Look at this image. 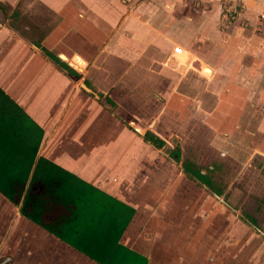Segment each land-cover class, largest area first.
<instances>
[{
    "label": "crops",
    "instance_id": "crops-1",
    "mask_svg": "<svg viewBox=\"0 0 264 264\" xmlns=\"http://www.w3.org/2000/svg\"><path fill=\"white\" fill-rule=\"evenodd\" d=\"M24 1L0 0L13 19L35 8L52 16L41 23L44 48L65 63L61 53L81 55L92 83L135 96L171 91V78L178 74L166 64L178 71L190 65L193 56L186 49L197 47L204 30H218L217 24L206 25L223 4L240 3L241 19L257 14L264 20V0H30L23 6ZM0 25V86L44 129L38 155L135 208L121 243L145 254L148 264H248L236 258L246 252L242 245L251 236L249 226L234 219L239 216L220 205L169 154L161 171L149 168V161L144 166L135 132L80 80L82 73L75 77L37 42L8 22ZM244 29L236 20L222 30L234 37ZM177 45L185 48L180 54L172 50ZM146 57L155 58L151 72L136 67ZM201 70L207 76L214 72L204 62ZM157 119L150 123L157 124ZM0 264L99 263L24 216L20 205L0 193Z\"/></svg>",
    "mask_w": 264,
    "mask_h": 264
},
{
    "label": "rangeland",
    "instance_id": "rangeland-1",
    "mask_svg": "<svg viewBox=\"0 0 264 264\" xmlns=\"http://www.w3.org/2000/svg\"><path fill=\"white\" fill-rule=\"evenodd\" d=\"M27 2L30 0L21 5ZM242 7L240 3L223 4L217 18L209 19L206 26L216 28L217 24L220 31L204 30L205 35L196 40L197 47L192 45L186 49L193 59L190 65L184 64V68L187 66L184 71L166 64V69L179 75L171 78V91L166 95L119 94L113 86L104 91V85L94 84L92 78H87L88 67L79 72L83 74L81 81L87 86L91 83L89 87L98 100L107 104L135 132V138L142 145L144 166L149 161V168L155 166L161 171L169 154L183 169L193 173L201 168L207 173L206 182L210 185L199 182L204 190L211 192L220 205L239 216L234 219L243 220L251 230L249 244L242 245L247 247L246 252L241 251L236 258H244L248 264H264V20L257 19V14L241 19L238 13ZM35 9L31 14L25 11L13 19L10 8L0 2V22H8L38 42L44 34L41 23L53 17ZM18 11L19 8L15 10ZM236 20L245 29L232 37L222 29ZM247 38L251 41H245ZM145 59L136 67L151 72L149 68L155 69V58ZM202 62L214 68L211 76L202 72ZM89 68L96 69L92 65ZM155 117L158 123H150ZM131 120L139 124V129L133 127ZM128 147L133 148L134 143ZM216 148L225 156H217ZM152 152L155 157H151Z\"/></svg>",
    "mask_w": 264,
    "mask_h": 264
},
{
    "label": "trees",
    "instance_id": "trees-1",
    "mask_svg": "<svg viewBox=\"0 0 264 264\" xmlns=\"http://www.w3.org/2000/svg\"><path fill=\"white\" fill-rule=\"evenodd\" d=\"M43 136L44 129L0 86V193L99 264H148L145 254L120 242L135 208L39 156ZM186 172L210 185L207 174Z\"/></svg>",
    "mask_w": 264,
    "mask_h": 264
},
{
    "label": "bare ground",
    "instance_id": "bare-ground-1",
    "mask_svg": "<svg viewBox=\"0 0 264 264\" xmlns=\"http://www.w3.org/2000/svg\"><path fill=\"white\" fill-rule=\"evenodd\" d=\"M63 57L65 60H68L72 65H74L76 68L83 70L86 65V60L84 57H82L79 54H74L72 57L67 56V54H64Z\"/></svg>",
    "mask_w": 264,
    "mask_h": 264
},
{
    "label": "water",
    "instance_id": "water-1",
    "mask_svg": "<svg viewBox=\"0 0 264 264\" xmlns=\"http://www.w3.org/2000/svg\"><path fill=\"white\" fill-rule=\"evenodd\" d=\"M60 56L63 58L65 55H64L63 53H61ZM65 61H66V63H67L72 69H74L76 72L79 73V71H81L80 69H78V68H76L74 65H72L68 60H65ZM85 66H86V65H85ZM77 70H78V71H77ZM82 85H83L84 88L88 89V87H87L84 83H82ZM133 127H134V125H133ZM134 128H135V127H134Z\"/></svg>",
    "mask_w": 264,
    "mask_h": 264
},
{
    "label": "flooded vegetation",
    "instance_id": "flooded-vegetation-1",
    "mask_svg": "<svg viewBox=\"0 0 264 264\" xmlns=\"http://www.w3.org/2000/svg\"><path fill=\"white\" fill-rule=\"evenodd\" d=\"M37 43H38V46H39V47H42V48L46 51V53L48 52V54H50V56H51L54 60H56L55 57H57L58 59H61L60 57H58L57 55H55V54L52 53L51 51H49V50H47L46 48H44L43 45L40 44L39 41H38ZM39 44H40V45H39ZM78 77H81V75H79ZM88 83H89V82H88ZM88 85L90 86L91 84H88Z\"/></svg>",
    "mask_w": 264,
    "mask_h": 264
},
{
    "label": "built area",
    "instance_id": "built-area-1",
    "mask_svg": "<svg viewBox=\"0 0 264 264\" xmlns=\"http://www.w3.org/2000/svg\"><path fill=\"white\" fill-rule=\"evenodd\" d=\"M182 50H184V48L182 47V46H179V45H177V46H175V48H174V53L176 54H180V53H182Z\"/></svg>",
    "mask_w": 264,
    "mask_h": 264
}]
</instances>
